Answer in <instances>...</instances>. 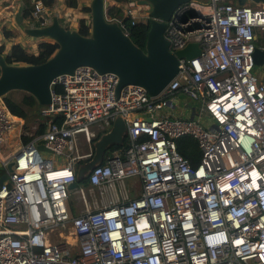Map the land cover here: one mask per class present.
Returning a JSON list of instances; mask_svg holds the SVG:
<instances>
[{
  "label": "built area",
  "instance_id": "2783aa9c",
  "mask_svg": "<svg viewBox=\"0 0 264 264\" xmlns=\"http://www.w3.org/2000/svg\"><path fill=\"white\" fill-rule=\"evenodd\" d=\"M107 1L106 20L126 35L128 25L150 20L137 0ZM110 6L119 7L116 15L107 14ZM63 16L74 19L72 8ZM27 19L41 27L51 13L34 0ZM81 20L90 30V11ZM259 34L264 9L190 0L173 11L164 37L171 53L197 43L200 54L180 59L157 96L131 84L117 95L114 73L79 66L52 80L50 103L30 123L0 97V164L14 161L0 187V264H264V66L259 72L253 63ZM29 50L36 54V45ZM117 118L128 145L90 169L76 190L82 210L72 214L67 184L93 155L92 127L105 133ZM185 136L201 153L195 167L176 148ZM136 179L140 192L130 197L126 180Z\"/></svg>",
  "mask_w": 264,
  "mask_h": 264
},
{
  "label": "water",
  "instance_id": "95a60500",
  "mask_svg": "<svg viewBox=\"0 0 264 264\" xmlns=\"http://www.w3.org/2000/svg\"><path fill=\"white\" fill-rule=\"evenodd\" d=\"M137 1L147 6L150 16L144 49L137 47L116 22L106 20L107 0H90L91 26L88 35L67 28L56 15H52L47 25L24 28L27 37L45 39L57 45L56 51L46 61L39 64H8L5 55L0 53V97L12 91H23L30 94L39 106L48 105L52 80L61 74H72L79 66H89L100 73H114L118 77L117 95L123 86L131 84L141 86L151 97L157 96L178 74L180 59L190 60L200 54L197 43H189L185 48L171 53L164 37L166 22L173 11L190 0ZM234 3L237 6L262 4L264 9V0H234ZM253 63L256 66L264 65V48L255 47ZM125 131V122L117 118L109 131L93 142L92 158L78 168L77 181L67 184L69 198L77 190L80 179L103 161L105 153L113 145L124 143ZM13 168L14 161L6 166L0 164V187Z\"/></svg>",
  "mask_w": 264,
  "mask_h": 264
},
{
  "label": "trees",
  "instance_id": "16d2710c",
  "mask_svg": "<svg viewBox=\"0 0 264 264\" xmlns=\"http://www.w3.org/2000/svg\"><path fill=\"white\" fill-rule=\"evenodd\" d=\"M43 4L48 7L52 8L54 6L55 0H42ZM79 0H64V3L69 8H77ZM117 2L123 3L127 2L128 0H116ZM34 0H23V7L18 14L19 20L27 19L33 10ZM117 7V8H116ZM85 11H89V7H84ZM119 7L118 6H110L107 14L109 16H114L118 13ZM128 22V21H127ZM128 32L129 37L131 38L132 42L139 48L144 49L145 41L147 37V32L149 30V24H138L134 26L128 25ZM79 33L82 35H88L90 30L84 24V21L81 20L79 22L78 27ZM5 37H11L12 34L8 30H4ZM255 44L259 47L264 45V36L258 37V40L255 41ZM259 44V45H258ZM57 45L50 41H41L37 45V53L32 54L24 49L20 44H13L10 48V51L5 54V59L8 64H39L46 61L53 53L56 51ZM0 53H3V46H0ZM17 94V96H16ZM4 102L6 106L11 110V112L16 115L17 117L23 118L26 123H30L36 116L37 110L41 107L37 104L36 100L28 93L23 91H12L8 93L4 98ZM42 126H40V130ZM98 137L96 136L94 141ZM28 138H24L26 142ZM128 145V140L125 139L124 143L120 145H113L110 149L111 150H120L123 149L124 146ZM123 147V148H122ZM120 148V149H119ZM176 148L178 152L189 161V163L195 167L200 158L201 153L198 148L197 141L190 137L185 136L176 139ZM83 164V163H81ZM81 185H86L88 183L87 176L80 179ZM70 199V198H69ZM68 207L72 214L74 213L72 202L68 200Z\"/></svg>",
  "mask_w": 264,
  "mask_h": 264
},
{
  "label": "crops",
  "instance_id": "0c3cea01",
  "mask_svg": "<svg viewBox=\"0 0 264 264\" xmlns=\"http://www.w3.org/2000/svg\"><path fill=\"white\" fill-rule=\"evenodd\" d=\"M85 1L86 0H79L78 1V7L72 8L73 16L75 15L76 17L72 23L70 22L68 24V26H66L67 28L72 29V30H78L79 17L81 16L82 11L77 10V9L79 7H82L81 5ZM248 6L252 7L249 4H248ZM3 7L4 8H2V9H4V10L0 9V45L3 46V55H5L7 50H9V48H11V46L13 44H20L24 49L29 50L30 44H33L34 46L36 45V47H37L39 42L48 41L45 39H37L36 41H33L31 38L27 37L26 34L24 33V28L32 27L33 24L28 19H25V20H19L18 19V14L21 11V8L23 7V0H6L5 3L3 4ZM252 8L262 9V4H255L254 7H252ZM65 9H69V7H67L65 5L64 0H55L54 6L52 8H49V12L51 13V17H52V15H56L60 19L62 24L65 25L63 23V20H65L64 16H63V12L65 11ZM4 30L10 31L12 36L11 37H5L4 36ZM262 47L264 48V46H262ZM263 66H260L261 69L259 70V72L262 70ZM175 114H178V112H175ZM92 128L96 131V136H98V138L100 137L101 134L104 133L103 129L100 127V125H94ZM82 139L83 138L80 135L79 139H78L79 148L81 145H83L82 142L80 144V141H84ZM94 139L92 140L93 142H94ZM84 143H85V141H84ZM86 148H87L86 152H88L89 149H88V147H86ZM92 148H93V146H92ZM1 173H2V171H1ZM130 181L133 183L135 182V180H130ZM139 191L140 190L138 188L135 191V193L133 195H131L130 197H134V196L138 195Z\"/></svg>",
  "mask_w": 264,
  "mask_h": 264
},
{
  "label": "rangeland",
  "instance_id": "374dc122",
  "mask_svg": "<svg viewBox=\"0 0 264 264\" xmlns=\"http://www.w3.org/2000/svg\"><path fill=\"white\" fill-rule=\"evenodd\" d=\"M249 5H251L252 7H254L255 4L254 3H249ZM77 10H82L83 12H85L83 6L82 7H79ZM75 17L76 16L74 15V19H75ZM74 19L63 20V23L65 24V26H68V24L70 22L72 23L74 21ZM34 24H39V23H37V22L34 21ZM260 36H264V34H259V38H260ZM31 39L33 41H36L37 40V38H32V37H31ZM27 51L30 52V50H27ZM260 69H261L260 66H256V65L254 66V70H260ZM16 96H17V94H16ZM182 100H185V97H182ZM81 142L83 143V145L80 146L79 153L80 154H84L87 151V148L86 147H88V145H87L86 142L84 143V141H80V144H81ZM126 185H127V188L129 189V192H130L131 195H133L135 193V191L139 188L138 180L137 179L134 182V184L130 180H126ZM69 201L72 202V206H73V210H74V213L75 214L79 213L82 210L83 205H82V201L80 199V196H79L78 192L75 191L74 193H72L70 195ZM13 227H17V226L16 225H13Z\"/></svg>",
  "mask_w": 264,
  "mask_h": 264
},
{
  "label": "bare ground",
  "instance_id": "6f19581e",
  "mask_svg": "<svg viewBox=\"0 0 264 264\" xmlns=\"http://www.w3.org/2000/svg\"><path fill=\"white\" fill-rule=\"evenodd\" d=\"M129 1V0H128ZM117 8V7H116ZM129 27V26H128ZM258 40V39H257ZM259 45V44H258ZM264 46V45H263ZM16 116V115H15ZM98 137V136H97ZM121 146V145H120ZM125 147V146H124ZM123 148V147H122ZM120 149V148H119ZM132 189V188H131ZM129 190V189H128ZM140 192V191H139Z\"/></svg>",
  "mask_w": 264,
  "mask_h": 264
},
{
  "label": "flooded vegetation",
  "instance_id": "af4514ba",
  "mask_svg": "<svg viewBox=\"0 0 264 264\" xmlns=\"http://www.w3.org/2000/svg\"><path fill=\"white\" fill-rule=\"evenodd\" d=\"M91 158H92V156H91L89 159H87L86 162H88ZM86 162H85V163H86Z\"/></svg>",
  "mask_w": 264,
  "mask_h": 264
}]
</instances>
